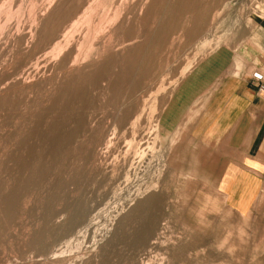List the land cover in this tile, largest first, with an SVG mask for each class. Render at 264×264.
<instances>
[{
    "label": "rangeland",
    "instance_id": "rangeland-1",
    "mask_svg": "<svg viewBox=\"0 0 264 264\" xmlns=\"http://www.w3.org/2000/svg\"><path fill=\"white\" fill-rule=\"evenodd\" d=\"M253 73L264 0H0V264H264Z\"/></svg>",
    "mask_w": 264,
    "mask_h": 264
},
{
    "label": "built area",
    "instance_id": "built-area-1",
    "mask_svg": "<svg viewBox=\"0 0 264 264\" xmlns=\"http://www.w3.org/2000/svg\"><path fill=\"white\" fill-rule=\"evenodd\" d=\"M250 79L257 94L264 95V77L259 73H253Z\"/></svg>",
    "mask_w": 264,
    "mask_h": 264
},
{
    "label": "bare ground",
    "instance_id": "bare-ground-1",
    "mask_svg": "<svg viewBox=\"0 0 264 264\" xmlns=\"http://www.w3.org/2000/svg\"><path fill=\"white\" fill-rule=\"evenodd\" d=\"M154 201H155V199H154ZM154 201H153V202H154ZM151 203H152V202H151ZM151 203H150V204H151ZM138 204H139V203H138ZM141 205H142V204H141ZM143 205H144V204H143ZM154 205H155V204H154ZM149 206H150V205H149ZM144 207H147V205L144 206ZM150 209H151V208H150ZM133 211H135V210H133ZM141 214H142V213H141ZM134 216H135V215H134ZM136 218H137V216H136ZM140 218H141V217H140ZM131 219H133V218H131ZM142 219H143V218H142ZM138 220H139V219H138ZM140 223H141V222H140ZM139 227H140V226H139ZM136 228H137V226H136ZM131 232H132V231H131ZM113 234H114V233H113ZM126 234H127V233H126ZM115 239H116V238H115ZM155 239H156V238H155ZM146 240H147V239H146Z\"/></svg>",
    "mask_w": 264,
    "mask_h": 264
},
{
    "label": "crops",
    "instance_id": "crops-1",
    "mask_svg": "<svg viewBox=\"0 0 264 264\" xmlns=\"http://www.w3.org/2000/svg\"><path fill=\"white\" fill-rule=\"evenodd\" d=\"M251 87H253V86L251 85ZM252 89H253V90L256 92V90H255V88H254V87H253Z\"/></svg>",
    "mask_w": 264,
    "mask_h": 264
}]
</instances>
